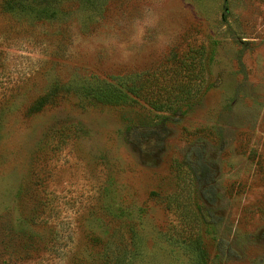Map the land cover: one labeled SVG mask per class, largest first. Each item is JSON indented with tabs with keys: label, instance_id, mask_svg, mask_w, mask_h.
Masks as SVG:
<instances>
[{
	"label": "rangeland",
	"instance_id": "obj_1",
	"mask_svg": "<svg viewBox=\"0 0 264 264\" xmlns=\"http://www.w3.org/2000/svg\"><path fill=\"white\" fill-rule=\"evenodd\" d=\"M5 2L0 264H264V0ZM154 79L198 91L79 93Z\"/></svg>",
	"mask_w": 264,
	"mask_h": 264
},
{
	"label": "trees",
	"instance_id": "obj_2",
	"mask_svg": "<svg viewBox=\"0 0 264 264\" xmlns=\"http://www.w3.org/2000/svg\"><path fill=\"white\" fill-rule=\"evenodd\" d=\"M63 0H6L4 3L5 9L14 10L17 7L21 9L27 7L28 5H42L45 4L46 6L49 5H56L57 3L62 2ZM201 50V51H200ZM198 52H194L193 56L188 55L184 58L176 67L177 73H192L193 78L192 81L197 78L194 76V71H191L192 66L194 65L193 60L197 59L196 57L200 56L203 57V54L206 51V48H201ZM189 78V77H188ZM188 82L187 80L184 81L182 90L177 92H172V94H161L159 93L158 89V80H150L147 85L141 87H114L112 85L101 86L94 89L91 88H84L80 91V94H83L84 91H87L89 96L88 98L92 101L93 104H99L104 106H123L126 104H130L134 99L143 101L152 111L159 115H167L172 114L176 110H180L183 108L187 103H190L195 96V93L198 91L197 88H194V82ZM91 89V91H90ZM89 92H92L91 94ZM92 96V98H90ZM46 101V100H45ZM161 117V116H159ZM167 117V116H163ZM115 264L122 263V254L121 252H116ZM106 264H109L107 262Z\"/></svg>",
	"mask_w": 264,
	"mask_h": 264
}]
</instances>
